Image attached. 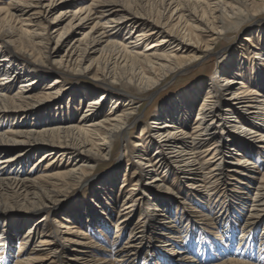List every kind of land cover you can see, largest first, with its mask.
Segmentation results:
<instances>
[{
	"label": "bare ground",
	"instance_id": "bare-ground-1",
	"mask_svg": "<svg viewBox=\"0 0 264 264\" xmlns=\"http://www.w3.org/2000/svg\"><path fill=\"white\" fill-rule=\"evenodd\" d=\"M263 13L264 0H9L6 6H0V120H16L17 127L0 131V217L10 233L27 228L20 243V251L25 246L27 254L16 264H109L102 258L89 259L94 246L84 241L85 233L71 224L65 226L62 221L67 217L58 220L67 196L85 183L94 203L97 197H103V191L121 192L118 177L122 167L97 175L93 181L89 176L96 160L108 158L113 146L123 140L126 127L135 122L137 107L130 97L143 99L149 95L147 100L152 101L153 89L160 83L198 68L208 58L218 60L211 82L187 84L171 99L155 106L150 130L141 128L147 141L134 142L130 150L123 146L124 156L128 153L131 161L127 159L124 165L122 184L126 179L137 181L127 190L119 224H126L147 201L149 234L161 243V257L164 255L166 261L174 264H194L189 257H178L172 244L173 225L165 214H157L162 212L157 206L151 205L156 204V195L162 188L157 173L171 174L193 191L203 190L209 197V185H220L226 175L234 173L236 178L229 180L247 187L244 181H253L248 199V195H243L245 203L250 204L242 227L254 230L261 224L264 172L260 174L239 153H234L231 138L247 140L264 153V99L242 90L245 87L238 71L245 68L247 58L239 47H228L218 55L215 51L228 33H238L239 44L245 42L252 55L251 70L258 85H264V29L256 25V17ZM72 28L76 31L70 34ZM249 31L258 34L259 44L253 45L244 38ZM122 32L126 37L116 40L115 36ZM152 39V44L145 45ZM50 44L52 50L48 48ZM52 71L57 77L48 81ZM89 73V81L64 88L62 80L68 75ZM95 81L100 83L95 86L91 83ZM14 82L19 83L15 92ZM46 83L42 95H33L36 87ZM125 92L132 96L122 100ZM204 93L206 96L202 97ZM72 100L78 105L87 102L77 122L72 116H65V110L74 108ZM197 103L193 129L180 130L178 123L190 122L192 107ZM103 106L109 109L105 115ZM30 115H41L33 129L19 124H23L19 119L26 120ZM239 116L257 131L244 127ZM206 145L209 148L204 149ZM34 152L40 159L30 171L42 167L40 163L44 161L43 172L36 177L14 173L16 165L22 171L24 156ZM57 161L71 165L49 172ZM226 186L227 191L235 193L234 184ZM208 202L211 206L210 199ZM213 207L216 214L206 218L209 226L228 223L222 205ZM40 213L44 217L36 220ZM85 213L89 215L88 211ZM131 229L112 263L136 264L144 243L149 242L144 236L145 226L132 224ZM4 233L0 238L8 244L9 235ZM31 242L34 246L28 249ZM145 257L148 264H155L148 254ZM213 264L247 263L222 259Z\"/></svg>",
	"mask_w": 264,
	"mask_h": 264
},
{
	"label": "rangeland",
	"instance_id": "rangeland-1",
	"mask_svg": "<svg viewBox=\"0 0 264 264\" xmlns=\"http://www.w3.org/2000/svg\"><path fill=\"white\" fill-rule=\"evenodd\" d=\"M8 1L9 0H2L0 6H6ZM1 17L2 16H0V18ZM256 19V25L260 24V26L264 29V13L259 14ZM66 22L67 21L61 23L59 26H63ZM6 27L7 26H5L4 31H7ZM75 31L76 29L72 28L70 30V34H73ZM236 34L238 33H228L217 46L215 55L224 53L228 47H239V50L243 51L244 56L247 58L244 62L245 68L241 67L238 71L240 80L245 87V89L242 90L259 94V96L264 99V85H258V78L251 70L250 63L252 61V55H250L249 51L245 48V42L239 44V38H237ZM124 36L125 33L122 32V34L116 35L115 38L118 41H123ZM133 37H135V35ZM244 38L250 41L253 45L260 43L258 34L256 32L249 31ZM153 42V39L148 40L145 45H150ZM48 48L52 50L53 44L48 45ZM58 53L62 54L63 51H59ZM216 65L218 66L217 59L213 61L212 58H208L202 62V65L198 66V68L194 70L189 71L188 73L178 74L167 78L162 83H160L157 88L153 89L155 96L152 101L149 99L147 100L149 95L143 99H136V96L130 97V100H132L137 107L135 122L126 127L122 135L123 140L121 139L122 141L116 143V145L113 146L108 158L96 160L94 172L89 176V179L93 181L97 175L110 173L112 172V169L114 170L116 169L115 167L118 168L120 166L122 167V171L118 177V185L123 189H121V192H117L116 190L103 191V197H97L95 199L96 202L94 203L91 201V195L88 192L89 185L85 183L81 186L80 190L78 186L74 188L75 190L73 189L71 192H69L66 199L67 204L64 205V208L58 216V220L60 221L62 218L67 217L65 221H62L65 226L66 224H71L70 226L76 227V229H80L85 233L86 240L84 241L87 242L88 245L94 246L93 252H91V257H89V259L97 260L102 258L108 261L109 264H114L112 262L115 259V255L117 253L116 251L124 246L127 242L130 230H132V224H138L139 226H145V229H147L144 236H146L149 242L146 241V243H144L145 246L143 247L141 255L137 259L136 264H148L147 258L145 257L147 254L150 256V258H152V260L154 259L153 261L155 264L175 263L169 260L166 261L164 255L161 257V254H163L159 250V244L161 243H158L159 240L154 238V235L149 234L151 222L149 221L150 217H148L149 212L147 213V209L149 207L147 201L143 202L140 209L134 213L133 218L129 219L126 224H119L121 223V221L118 220L119 211L123 207V200L127 196V190L131 189L134 185V182L137 181V178L126 179V183L122 184L124 178L123 174L125 171L124 165L127 163V159L131 161L130 157L127 156L128 153H126L124 156L123 146L125 145L128 150H130L134 142H138L140 139H143L142 141L145 142L146 136L143 135L141 128L146 127L150 130V123L154 119L155 112L157 110L155 106L171 99L179 91H181L182 88L186 87L187 84L189 85L198 80L206 81L209 84L211 82V77H213V74L216 70ZM49 75L50 78L48 81L54 80L57 77V74L53 71L50 72ZM91 75V73L85 76L68 75L62 80L65 84L64 88L67 85H72L74 88L78 87L81 83L87 81ZM215 80L217 81V79ZM91 83L96 86L100 82L95 81ZM46 85L47 83L40 87H36V89H34L33 95H42L47 88ZM18 86V82L13 83V92L17 91ZM235 87L236 86H234V88ZM91 88L93 89V87H90L89 89ZM150 94L152 95V93ZM121 96L123 100L127 99L126 97L132 95H129V92L128 94L125 92L123 95L121 94ZM205 96L206 93L202 95V97ZM92 99L93 97L89 98V100ZM71 104H74V108H71L70 112L65 110V116H72L74 121L77 122L84 114V111L87 107V102L83 101L80 105H78V103L76 104L75 100H72ZM198 107L199 103L193 105V110L191 111L189 117L190 122L178 123L180 130L187 132L193 129L194 125L192 122L194 121L195 117H197L196 112ZM108 111L109 109L107 106L102 107V113L104 115ZM43 116H48V113H44ZM39 117H41V115H30L26 118V120L19 119L20 121H23V124H19L24 125L27 129H33L34 125H38L37 122H39V119L36 118ZM239 120L244 127L253 131H257V128L251 123L247 122L244 118L239 116ZM15 122L16 120L13 121L11 119H1L0 131L6 132L12 128H17L14 124ZM231 140L233 146L232 148L235 150L234 153H239L240 157H243L246 163H250L255 166L256 170H258L260 174L264 172V153L261 150L251 146L247 140H241L237 137L231 138ZM207 148H209L208 145L204 147V149ZM39 159L40 155L37 152H34L28 157L24 156L23 160L25 165L22 167V171L21 167L16 165L15 167H17V169H15V172H13L16 173L17 171L21 174H27L29 176L31 175L32 177H36L43 172L42 168L45 166L44 161L40 163L42 167L40 166L38 169L33 171H30V169L32 165L37 163ZM70 165L71 164L66 163L65 161L61 163L57 161L52 166H50L48 171L55 173L61 171L64 167L69 168ZM203 172L205 174L207 170L202 171V173ZM157 174L159 176L158 184L161 183L162 188L159 189V194L156 195V204L152 202L149 203H152L151 205L153 208L157 206L160 211H162L157 212V214H165V217L169 218L171 224L173 225L172 235L174 238L172 240V244L174 246V251L176 250V254H178L179 258L184 255L191 258L192 261L194 260V264H213L216 261H220L222 259H232L247 264H264V220L254 230H244L242 227L245 221L246 211L249 209L248 205L250 204L249 202L245 203L247 200L244 199L243 195H248V199L251 194L250 187L254 184L253 181L246 179L244 182L248 184L249 187H247V185L243 186L242 184H237L236 182L229 180L232 179V176L236 178L234 173L231 176L226 175L224 176L223 181L220 182V185L213 184L214 186L212 188L209 185V197V194L202 192L203 190L201 192L193 191L191 187L186 186V184L176 180L171 174L169 176L160 173ZM225 183L226 185L234 184L235 193L227 191L229 187L226 186ZM232 190L234 191V189ZM241 190L244 191L243 194H241ZM209 199L212 202L211 206L208 205ZM75 203H77L78 206L74 205ZM215 204H221L228 217V223L224 224L223 226H209L208 220L206 219H211L216 214V211L213 209L215 208L213 207ZM86 211H88L89 215L85 213ZM142 212L144 213V216L141 217L140 213ZM43 214L44 213H40L36 215L35 219L40 220L42 217H44ZM94 217H97L98 220L93 221L92 218ZM153 217L155 221L158 219L157 216ZM162 225L165 226V224ZM4 226L5 225L0 217V234L5 232L4 234H8L10 238L8 244H5L3 239L1 240L0 238V264H16V261L23 259L27 254L25 246H23L24 249L20 251L22 246L20 243L23 242L22 235L27 231V228L22 227L21 232L10 233ZM156 229H158V227ZM71 244L75 245L73 243H68V245ZM68 245L67 247H69ZM27 246L29 249L30 246H34V242L29 243Z\"/></svg>",
	"mask_w": 264,
	"mask_h": 264
}]
</instances>
